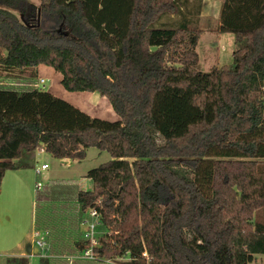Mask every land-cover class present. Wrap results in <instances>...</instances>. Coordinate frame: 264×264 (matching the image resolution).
Here are the masks:
<instances>
[{
    "label": "trees",
    "instance_id": "trees-1",
    "mask_svg": "<svg viewBox=\"0 0 264 264\" xmlns=\"http://www.w3.org/2000/svg\"><path fill=\"white\" fill-rule=\"evenodd\" d=\"M214 1L218 31L238 48L232 65L204 73L203 32L190 26L203 0H120L124 13L115 5L111 15L104 0H0L3 71L36 78L39 66L52 68L66 91L97 93L120 118H92L32 82L0 81V191L5 173L31 168L36 152L111 157L88 173L92 189L37 190L36 230H47L39 212L56 201L54 236L77 235L86 212H100L105 261L250 264L264 255V0ZM87 247L80 238L75 253Z\"/></svg>",
    "mask_w": 264,
    "mask_h": 264
},
{
    "label": "rangeland",
    "instance_id": "rangeland-1",
    "mask_svg": "<svg viewBox=\"0 0 264 264\" xmlns=\"http://www.w3.org/2000/svg\"><path fill=\"white\" fill-rule=\"evenodd\" d=\"M32 4L39 6L41 3V0H29ZM108 3V6L106 8V11L109 13V15L113 14V7L116 5L122 12L124 13V8L119 4L120 0H104ZM207 1V0H203ZM218 5H220V11L221 12V3L217 2ZM198 5H191L186 7L188 11H194ZM203 7V5H202ZM212 10L210 12V16H212V19H195L191 18V21L193 22L190 24L192 29L195 30H201L202 32H205L203 35L200 44L197 46V53L199 55L200 63H199V70L204 73L211 72L214 68H220L222 66H229L233 64V53L238 48L235 37L232 34H221L218 31L219 25H220V19H216V9L211 8ZM175 20L180 21L181 19H170V21L174 22ZM164 23L169 22L168 19L163 20ZM178 23V22H177ZM38 77H30L29 72H25L22 74H19L18 71L16 72H5L0 68V81H4L8 84H5L6 86H10L13 83H19L21 85L25 84L26 82H32L33 85H37L38 89H42L44 92H49L53 96L71 104L75 108L79 109L80 111L88 114L92 118H98L104 121L108 122H116L119 121V116L113 111L112 107L110 106L109 102L101 97L97 93H89V92H76L71 93L64 89V87L61 84L62 81V75L55 71L52 68L43 66L42 69L37 70ZM40 79H44L45 83L40 84ZM39 85V86H38ZM111 157L106 152H100L96 148H90L87 150V156L83 160H71L68 162H60L58 159L53 158L52 156H49L48 154L43 153L42 156L38 158L39 161V167L42 166V164L46 163L48 165V169L42 171V174L37 179V181H40L44 186L52 183H72L76 184L79 187L82 184H85L84 186L87 189H92L93 183L88 180L87 176L88 173L98 168L99 166L105 164L106 162L110 161ZM35 182V189H36ZM261 194H264V188L260 192ZM60 203V202H59ZM55 201L54 205L55 207L45 206L42 210H40L39 214L41 216L48 215L50 217V225L46 226L48 227L47 230L49 231L52 229L51 225H57L59 222L58 220H55L53 217V209H56V214L62 215L57 208V205H59ZM47 209V210H46ZM45 227V226H44ZM45 229V228H44ZM41 230V229H40ZM39 230H34V235L31 236V246L34 249V253L36 255H44L47 250L40 251L36 245H35V233ZM54 232V230H52ZM49 231L50 234L52 232ZM80 229H78V239L82 238V235L80 234ZM55 234H57L55 232ZM99 236H101V231L99 229ZM56 236L50 235L49 238V248L51 245V241H54V238ZM63 237V236H62ZM64 238L66 240H64ZM69 236L66 237L64 235L63 241H70ZM71 239V238H70ZM72 240V239H71ZM63 250V249H62ZM65 253L67 251H64ZM72 257V256H71ZM83 259L74 258L70 259V262H78L82 261ZM127 260V257L123 259L118 260H110L106 261L108 264H121L122 261ZM100 261H105L100 259ZM92 262V261H90ZM105 263V264H107ZM4 264H19V263H12L11 261L6 260ZM30 264H41L40 260L32 259L30 261ZM250 264H264V255H256L254 257L253 262Z\"/></svg>",
    "mask_w": 264,
    "mask_h": 264
},
{
    "label": "crops",
    "instance_id": "crops-1",
    "mask_svg": "<svg viewBox=\"0 0 264 264\" xmlns=\"http://www.w3.org/2000/svg\"><path fill=\"white\" fill-rule=\"evenodd\" d=\"M217 2L214 0L204 1L198 18L212 19V16H210L212 10L210 9L215 8L216 19H219L220 5ZM204 34L205 32L200 37L198 44H200ZM42 68L43 66H39L36 71ZM43 153L48 154L44 151L35 153L31 160V168L7 171L3 178L0 191V264H4L6 260L12 263L30 264V261L36 258L40 260V263L45 261V264L107 263L106 261L90 262L86 260L70 262V258L81 255V253H75L77 251L76 244L80 240L78 239V233L77 235H69V242L62 240L64 235L62 237V235L57 234L44 255L41 256L34 253V249L31 246V236L34 235L37 212L35 182L39 178L35 170L40 168L38 158ZM48 155L51 156L50 154ZM58 161L68 162L71 159ZM42 165L47 164L43 163ZM64 240L66 239L64 238ZM64 251L67 252L65 253Z\"/></svg>",
    "mask_w": 264,
    "mask_h": 264
},
{
    "label": "built area",
    "instance_id": "built-area-1",
    "mask_svg": "<svg viewBox=\"0 0 264 264\" xmlns=\"http://www.w3.org/2000/svg\"><path fill=\"white\" fill-rule=\"evenodd\" d=\"M45 80L40 79V84H44ZM39 86V85H38ZM48 165H42L40 168L36 169L35 172L38 177L42 174V171L46 170ZM43 184L37 181L36 189L41 190ZM101 226V215L100 212L95 209H89L85 218L80 222L79 229L82 235V240L88 244V247L83 250L81 255L78 257L70 258L71 261L74 258L83 259L86 261H100V241H99V228ZM49 238L50 232L48 230H40L35 233V245L40 251H45L49 249Z\"/></svg>",
    "mask_w": 264,
    "mask_h": 264
}]
</instances>
